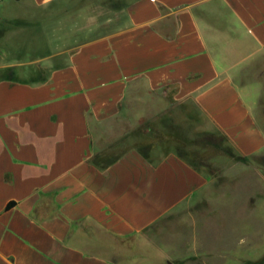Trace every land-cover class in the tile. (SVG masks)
Returning a JSON list of instances; mask_svg holds the SVG:
<instances>
[{"label":"crops","instance_id":"1","mask_svg":"<svg viewBox=\"0 0 264 264\" xmlns=\"http://www.w3.org/2000/svg\"><path fill=\"white\" fill-rule=\"evenodd\" d=\"M114 1L0 0V264L223 258L207 172L128 126L264 160V0Z\"/></svg>","mask_w":264,"mask_h":264},{"label":"rangeland","instance_id":"2","mask_svg":"<svg viewBox=\"0 0 264 264\" xmlns=\"http://www.w3.org/2000/svg\"><path fill=\"white\" fill-rule=\"evenodd\" d=\"M111 8L112 11L117 8L114 0H111ZM95 23L102 21L96 20ZM143 102L149 104L150 100ZM137 120L133 127L128 126L127 137L134 143L139 141V149L146 150L143 143L149 147L152 142L168 140L170 147L196 168L206 171L210 178L208 195L202 202L222 205L220 212H208L207 217L222 216L223 221L215 224L208 220L207 225H212L207 229V238L215 241L210 248L216 247L219 251L222 247L223 258L221 261H207V264H264V160L234 157L223 141L211 133L207 134L206 146L202 147V137L200 139L193 121L190 130L184 131L181 121V126H177L172 119L170 122L155 116L148 119L139 116ZM152 124L164 130H150ZM236 254L238 258H235Z\"/></svg>","mask_w":264,"mask_h":264}]
</instances>
